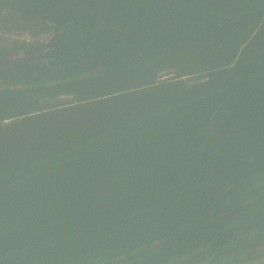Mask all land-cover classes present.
Instances as JSON below:
<instances>
[{"label": "trees", "instance_id": "16d2710c", "mask_svg": "<svg viewBox=\"0 0 264 264\" xmlns=\"http://www.w3.org/2000/svg\"><path fill=\"white\" fill-rule=\"evenodd\" d=\"M0 32L34 37L0 41V264H264V0H0Z\"/></svg>", "mask_w": 264, "mask_h": 264}, {"label": "bare ground", "instance_id": "6f19581e", "mask_svg": "<svg viewBox=\"0 0 264 264\" xmlns=\"http://www.w3.org/2000/svg\"><path fill=\"white\" fill-rule=\"evenodd\" d=\"M0 33H1V34H4V35H3L4 38L7 39L5 42L20 41V40L18 39V36H20V37H24L25 34H27V33L22 34V33H12V32H9V33H2V32H0ZM27 36H28V37H27ZM30 38H31V37L27 34V35H26V40L29 41ZM24 41H25V40H24Z\"/></svg>", "mask_w": 264, "mask_h": 264}, {"label": "built area", "instance_id": "2783aa9c", "mask_svg": "<svg viewBox=\"0 0 264 264\" xmlns=\"http://www.w3.org/2000/svg\"><path fill=\"white\" fill-rule=\"evenodd\" d=\"M26 35H27V34H25L24 37H20V36H18V39H19L20 41H24V40L27 41V40H26ZM48 36H49V34L45 35V36H44V40L47 39ZM42 38H43V37H42ZM33 40H34V37L32 36V38H30L29 41H33Z\"/></svg>", "mask_w": 264, "mask_h": 264}, {"label": "rangeland", "instance_id": "374dc122", "mask_svg": "<svg viewBox=\"0 0 264 264\" xmlns=\"http://www.w3.org/2000/svg\"><path fill=\"white\" fill-rule=\"evenodd\" d=\"M4 34H1L0 33V41H2V42H4V41H6L7 39L6 38H4V36H3ZM28 37V36H27Z\"/></svg>", "mask_w": 264, "mask_h": 264}, {"label": "water", "instance_id": "95a60500", "mask_svg": "<svg viewBox=\"0 0 264 264\" xmlns=\"http://www.w3.org/2000/svg\"><path fill=\"white\" fill-rule=\"evenodd\" d=\"M170 74L168 73L166 76H169Z\"/></svg>", "mask_w": 264, "mask_h": 264}]
</instances>
